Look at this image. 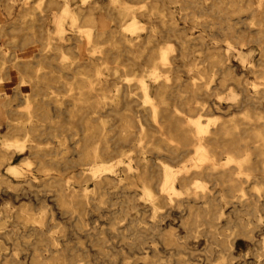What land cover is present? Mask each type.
<instances>
[{
  "label": "bare ground",
  "instance_id": "bare-ground-1",
  "mask_svg": "<svg viewBox=\"0 0 264 264\" xmlns=\"http://www.w3.org/2000/svg\"><path fill=\"white\" fill-rule=\"evenodd\" d=\"M18 1L20 5L12 20L0 24V85L9 79L11 70L16 73L18 79L12 94L0 96V116L5 121L8 132L20 135L22 140L15 137L2 142L6 151H0V184L7 182L1 168L7 166L6 173L18 174L10 164L16 158V153L27 151L29 157L35 161L33 165L36 172L43 175L40 180L44 189L53 193L56 203L65 209L66 215L68 213L72 218H78L77 208L86 206L92 200L91 196L87 194L86 189H82L80 194L74 190L63 192L60 188L61 178L55 168L82 169L91 166L88 178L95 187L92 192L100 197L99 203L104 193L102 189L114 184L118 185V189H140L142 198L150 203L151 221L146 227L141 225V228L137 227L139 219H127L128 229L135 233L136 238L139 237L136 236L138 232H141L144 238L148 236L152 242L156 237L160 238L164 246L172 243L174 236L171 231L166 232L160 227L161 216L155 211L158 210L157 204H168L174 197L181 195V199L176 200L175 204L187 210L188 219L184 221L187 230H195L197 227L194 222L201 221L208 229L206 237L210 241H214L218 236L213 234V218L216 214L221 215L217 207L223 194L234 207V213L244 211L255 216L264 210V201L261 200L264 197V118L260 115L245 116L237 122L234 119L223 121L219 117L211 116L203 121L205 116L201 113L191 117V112L219 109L216 101L208 106L206 102L198 100L200 95L209 97L206 91L212 76L205 81L203 75L196 74L200 83L192 82L189 94L180 89L177 81L180 68L186 67L190 73L198 66H185L183 62L196 52L202 53L204 62L212 70L213 76L219 75L222 83L232 81L234 86L241 90L245 102L253 105L259 103L261 98H264V0H140L137 9H133L126 0H109V6L104 9L96 1L89 0H75V6L72 4L74 0ZM4 2L7 16H11V9L16 5V0ZM171 6L178 7L184 22L200 26L204 32L212 29L208 34L210 39L222 43V47H208L202 35L189 38L177 29L175 12ZM99 11L103 14L95 19L93 15ZM242 15L245 16L244 19ZM136 16H141L148 26L139 27ZM46 22L54 24L52 31L44 26ZM237 23L246 27L236 28ZM110 24H115L116 27L112 28ZM153 25L159 26V30L152 27ZM142 30L145 35L137 36V31ZM67 33L71 36L65 38ZM157 35L164 41H157ZM167 39H172L174 43L165 41ZM31 44L39 45L37 53L31 58L18 59L12 51L5 56V52L1 51L2 46L23 51ZM251 44L257 45L260 50L256 64L248 62L243 54V50ZM123 54H132L134 58L127 59L128 63L124 65V61L119 60ZM231 58H235L242 67L254 74L260 83L242 82L231 76V66L227 64ZM137 60L141 62L139 74H120V70H133ZM56 73L57 75H54ZM130 81H135L140 90L138 99L141 101L139 106L143 108V113L125 114L135 102ZM55 83L58 86H55ZM25 86L30 88L28 93L21 92V88ZM202 86L204 91L200 92ZM230 95L233 101L235 95L233 92H230ZM217 99L219 101L221 97ZM105 100L109 102L106 103ZM15 102L19 104L14 108ZM52 109L54 116L49 115ZM104 117L112 118L114 123L108 125ZM93 123L100 124L96 126V132L89 129ZM116 124H120L122 129L115 130ZM135 126L137 131H134ZM94 134L98 135L99 139L89 145ZM134 134L138 136L137 145L135 144L131 151H122L117 144L129 142L128 137ZM147 135L155 136L160 146L152 145L149 149L142 146L141 143ZM66 139L72 140L78 148L76 162H67L69 165L62 161V156H58V153L68 150L62 144ZM47 140H52L56 147L42 146V141ZM7 149H14L15 153H9ZM144 150L156 153L162 151L165 154L159 155L160 158L182 165L175 171L160 158L157 163L148 164L143 161L144 156L141 153ZM185 155L189 157L183 161ZM221 155L227 156L224 164L221 163ZM123 157L127 162L119 159ZM121 164L124 165L123 179L116 177L113 170ZM133 164L141 166L143 170L136 171ZM227 164L234 166L223 167ZM145 168H156L157 171L151 173ZM51 172L56 174H49ZM235 174L241 177L236 178ZM83 175L82 170L77 174L80 184L84 181ZM205 181L210 182L212 187L220 186L221 190L206 192L209 188ZM176 185L180 190L175 188ZM132 206L136 208V205ZM125 209L111 212V230L121 229V223L126 221ZM33 222L41 224L40 221ZM76 223L81 225V221L77 220ZM252 230L249 223L237 220L234 228L228 225L219 230L228 233L223 237L219 236L221 240H218V243L224 250H231L233 241L239 237L252 241ZM0 231L1 235H5L1 227ZM30 232L35 234L33 244L30 245L34 252H38L37 247L43 244L49 247L48 242L42 238V233L33 227ZM262 247L264 249V246ZM133 248L136 252L148 249L144 241L138 245L134 244ZM145 252H140L142 259L156 264V252H153V256H149L152 253L148 255ZM262 257L264 258V255ZM34 258L39 259L40 255ZM43 259L45 263L49 260ZM62 259L64 258L61 256H53L55 261ZM204 259L206 264H224L225 260L220 255L213 258L206 255ZM170 262L171 258L164 264H171ZM0 264L3 262L0 261ZM9 264L15 263L10 261Z\"/></svg>",
  "mask_w": 264,
  "mask_h": 264
},
{
  "label": "rangeland",
  "instance_id": "rangeland-1",
  "mask_svg": "<svg viewBox=\"0 0 264 264\" xmlns=\"http://www.w3.org/2000/svg\"><path fill=\"white\" fill-rule=\"evenodd\" d=\"M91 1H96L99 4V6L102 7L103 9L109 6L108 5L109 0H89V2ZM126 1L130 6H132L133 9H137L140 6L139 5L140 0H126ZM73 2L72 4H74L75 6V3L77 1L74 0ZM15 3L16 5L14 4L13 8L11 9L12 15L7 16L6 11H5V7H6L5 2L4 0H0V24H5V23H8L10 20H12V18L14 17V15L16 14L18 10L20 1L16 0ZM171 7H172V10L175 12L174 18L176 19L177 22H179V23L176 22L177 29L181 30L189 38H196L199 35H202L203 38H205L203 39L204 43L208 47H216V46L222 47L223 45L222 43H219L218 41L210 39L208 34L210 31H212V29H209L208 31L204 32L203 30H201L202 28L200 26L196 27L195 25L192 26L190 22L189 23L187 21L184 22L180 17L181 13L178 7L177 6H171ZM100 14H103V13H100V11L95 12L93 17L97 19L100 16ZM241 17H243L244 19L245 16L242 15ZM136 19L139 22V27L148 26L141 16H136ZM44 26L46 28H49L50 31H52V29L54 28V24H52L51 22H46ZM110 26L112 28L116 27L115 24H110ZM152 27L156 28L157 30H159L160 28L157 25H153ZM235 27L245 28L246 26L243 25L242 27V25L237 23ZM137 32H138L137 36L143 37L145 35V31L143 30L137 31ZM68 36L70 37L71 34L67 33L65 38H67ZM157 41L162 42L164 41V39H162L160 36L157 35ZM165 41L174 43L172 39H167ZM38 49H39L38 44H35V45L31 44L28 47H26V49H24L23 51L17 48L11 50L5 46L1 47V51L5 52V56H8L9 52L12 51L18 59L31 58L37 53ZM243 54L246 55L248 62L256 64V60L259 57L260 50L257 45L251 44L250 46H248L247 48L243 50ZM133 58H134V55L132 54H123L119 57V60L120 62L124 61L123 64L126 65L128 63L126 62V60L127 59L133 60ZM140 63L141 62L137 60L135 63L136 66L133 68V70L131 69L125 72H122V70H120V74L124 76L139 74V64ZM179 64H182V62H179ZM183 64L185 66L190 65V64H198V66L196 67L197 69L195 68L190 73L187 72L186 67L180 68L177 74V81H178V84L181 86L180 89L183 92H186L189 94V92H191L192 90L191 89L192 82H194L195 84L200 83V80L198 77L199 74L204 76L205 81L208 80L209 76H212L209 79L210 81L209 88L206 91L209 94V97L200 95L198 100L206 102L208 106H211L212 103L216 101L218 102V107H219L218 110L209 109V111H204V112H201V111H198V112L195 111L194 113L191 112L192 114L189 113L191 117H194L197 114L201 113L203 116H205L204 118H202L203 121L206 120V117L211 116V117H219L223 121L234 119L237 122H240L241 119L245 116L253 117L254 115H260L264 118V98L263 99L261 98L259 103L254 104V105L251 103L245 102L243 100V94L241 90L237 88L236 86H234L232 81L227 80L224 83H222L219 75L214 74L213 76L212 70L210 69V67H208L207 63L204 62V55L202 53H198V52L194 53L191 57L186 59L183 62ZM227 64L231 66V76H233L235 79H239L242 82L247 81L248 83H260V80L257 79L254 74H252L251 72L246 70L244 67H242L235 58L229 59L227 61ZM54 75H57V73ZM17 82H18V79H17L16 73L13 70L9 71V79L4 80L2 82V85H0V96H4V94H8V95L12 94L13 87L17 84ZM130 84L132 86L131 91H132L133 96L135 97V102L131 104L130 111L126 112L125 114L131 115L136 112L143 113L144 112L143 108L139 106L141 101L140 99H138L140 90L136 87L135 81H130ZM54 85L58 86L57 83H55ZM29 90H30L29 86H25L21 88V92L23 93H28ZM203 91L204 89L202 86L200 87V92H203ZM230 92H233V94L235 95L236 99L234 98L233 101L231 100ZM250 93L253 94L252 92ZM218 97H221L219 101L217 99ZM105 102L108 103L109 101L105 100ZM16 104H19V103L15 102L13 105L14 108L16 107ZM107 107H108V104H107ZM259 107L260 109H258ZM54 114L55 112L52 109V111L49 112V115L54 116ZM104 120L108 125L114 123V120L109 117H104ZM72 125L75 126L74 123H72ZM96 126H100V124L93 123L91 127H89V129L90 130L92 129V131L96 132ZM84 128L87 129L86 127ZM84 128L83 130H85ZM119 129L120 130L122 129L120 124H116L115 130H119ZM134 131H137L136 126L134 128ZM15 137L20 141L22 140V137L20 135H15V134L13 135L8 132V129L6 128V123L0 116V151H6V149L2 145V142L5 139H13ZM91 139L92 140L91 142H89V145H93L95 141L99 139V137L98 135L94 134ZM116 139H118V136L116 137ZM128 139H129V142L127 143L117 144V146H119L120 149L124 152H128L132 150V148L136 144V140L138 139V136L136 134L130 135ZM144 139L145 140H143L141 144L142 146L146 147V149H149L152 145L160 146V143L156 141L157 138L155 136L153 137V136L147 135L144 137ZM45 142H47V144ZM62 144H63V147H66L68 150L65 152H61V153L57 152L58 156L63 157L62 159L63 162L64 161L66 163L76 162L77 155H78V148L76 147V145L73 144V141L70 139H66V141ZM72 145L74 146L71 147ZM42 146L56 147L55 143L52 140L42 141ZM7 152L15 153V150L7 149ZM62 153L63 155H60ZM141 154L142 156H144L143 158L144 162L148 164H154L156 161L158 162L160 158L159 155H163L165 153L162 151L160 153H156L151 150H146V151L144 150ZM185 156L186 157L183 159V161L187 160L189 157V155L188 156L185 155ZM119 159L122 162H127L126 158L124 157L119 158ZM226 159H227L226 155L220 156V160L222 164H224V162L226 163ZM164 161L172 167V170H175L182 165L179 162H171L168 160H164ZM34 162H35L34 159L29 157V153L27 151H24L22 154L16 153V158L10 164L11 166L15 168L16 173L18 172V174L19 173L21 174L19 175L18 174H15V175L8 174L5 172V169L7 168V166H4L1 168V172L7 181L5 183L0 184V223H1L0 227L2 228V231L5 232V235L0 234V261L3 262V264L5 263L9 264L10 261L15 264L16 263L17 264H29L28 262H30V264H33V263L34 264H56V263L71 264L72 262L76 264H107V263L109 264H123V263L124 264H128V263L129 264H132V263L133 264L135 263L136 264H150L149 260L144 261L141 257L142 255L140 254V252H145V251H146L145 253H147L148 255L149 253L150 254L152 253V255H149V256H153L154 254L153 252L154 251L156 252V255L158 256L155 259L156 264H164L165 262H167L169 258H171V262H170L171 264H206V261L204 259L206 255H209L211 258H213L214 256L215 257L219 256V255L223 256L225 258L224 264H264V258L262 257V255H264L263 254L264 249L262 247L264 246V210L255 214V216H252L244 211H239L237 213H234L233 211L234 207L228 203V199L223 194L222 197L218 200V207H217V210L221 212V215L216 214V216L213 218V223L215 225V228L213 229V234L218 235V236L214 241H210L206 237L207 235L206 232L208 229L206 225L201 221L194 222L195 227H197L195 230L191 232L187 230L186 223L184 222L186 221V219H188L187 210L185 207L183 206L177 207L175 204L176 200L181 199V195L180 197H174L173 200L168 201L169 202L168 204H161V203L157 204L158 210L155 211V213L161 216L160 223H159L160 227L164 228L166 232L171 231L174 236L172 238L173 239L172 243H169L167 246H164V244H162L163 241L160 238L156 237L158 240L155 238V240L152 242V240L150 241L148 236L144 238L141 232H138V234L136 233V236L137 235L139 236L136 238L134 236L135 233L133 234L132 231L128 229L127 219L128 220L129 219L130 220L139 219L140 221L137 223L138 225L137 227H141V228L142 226L143 227L148 226L151 221L152 210L149 206L150 203L148 200L142 198L139 188L118 189V185L114 184L112 186L102 189V192H104L102 193L103 199L101 198L102 201H100L99 203L98 199H100V197H98V195H95L94 192H92L94 191L95 187L92 181L89 180L88 178L91 173V166H87L82 169L78 167H71V168L70 167L69 168L68 167L66 168L56 167L55 169L58 172V177L61 178L60 188L63 190V192L74 190L76 191L75 193L80 194L82 193L81 192L82 189H86L87 194L91 196V199H92L91 201H89V203H87L86 205L87 207L84 206L85 209L84 207L77 208L78 218H72L70 215H68V213L66 215V212H64L65 211L64 208L62 209V207L58 206V204L56 203L53 197V193L45 190L44 187L41 185V180L43 178V175L41 173H39L41 174L39 175L38 172H36L34 165H33ZM26 163H29V164L26 165ZM186 164L189 165V163H186ZM123 166L124 165L121 164L119 166L114 167L113 169L114 172L116 173V177H118L119 179L124 178ZM228 166H234V165L227 164L223 167H228ZM60 168H62L63 170L62 169L60 170ZM133 168L138 172H141L143 170L141 166L138 167L135 164H133ZM80 170L84 171V175H83L84 181L82 180L81 184L79 183L80 179L78 180V177H77V174L80 172ZM146 170L151 173L157 171L156 168H147ZM49 174H56V173L51 172ZM153 176H156V175H153ZM234 176L236 178L241 177L239 175H237L238 176L237 177L236 174ZM200 180L204 182V179L201 177H200ZM205 182H206L207 188H209L207 189L206 192L214 193L215 190L217 191L221 190L220 186L212 187L210 182L208 181H205ZM28 184H30V186ZM243 186H246V185H243ZM27 187H30L32 189L27 190L28 189ZM175 188L180 190L178 185H176ZM35 189L37 191H35ZM262 194L264 195V191ZM261 200L264 201V197ZM53 202H55V204ZM144 202L146 203L144 204ZM132 204L136 205V208H134ZM58 208H59V211H57ZM121 208H126L125 209L126 214H127V216H125L126 221L121 223L122 227L120 230L118 231L111 230L109 228V224H110L109 221L112 215L111 212L115 210L120 211ZM28 215L30 216L28 217ZM38 215L42 219H40ZM119 215L121 216V214ZM34 220L40 221L41 224L33 222ZM77 220L81 221V225L76 223ZM237 220H241L243 222L249 223V226L252 227L253 229L251 232V235L253 236V240L250 241L244 237H239L238 239H235L236 241L235 240L233 241V246L231 250H224V248L218 243V240H221V237L219 236L223 237L224 234H227L228 232L219 231V230L225 229L228 225L231 226V228H234L235 225H237ZM20 224L26 225L27 227L22 226ZM31 226L33 227V229H36L37 231L42 233V238L48 242L49 247H46V245L43 244L37 247L38 252H34V250L32 249L33 247L30 246L31 244H33V239L35 236L34 233L30 232V229H32ZM22 227H23V230H21ZM98 229L100 231H98ZM28 231L30 234L28 233ZM19 236H21V238ZM225 240L228 241V239H225ZM141 241H144L146 243V247L148 249L145 251L136 252L135 251L136 249L133 248V245L134 244L138 245ZM89 244L91 245L89 246ZM12 245L15 249L12 248ZM9 248L12 250H9ZM94 249H96V251ZM32 251L34 253H32ZM158 254L160 255V257ZM36 255H40V258L35 259L34 257ZM53 256H61L64 259L55 261L53 260ZM43 258H49V260L45 263ZM109 260L111 262H109Z\"/></svg>",
  "mask_w": 264,
  "mask_h": 264
}]
</instances>
